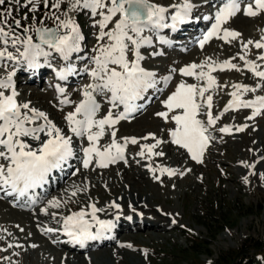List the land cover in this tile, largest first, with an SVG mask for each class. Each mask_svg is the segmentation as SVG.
Returning a JSON list of instances; mask_svg holds the SVG:
<instances>
[{"label":"snow or ice","instance_id":"6c2138e0","mask_svg":"<svg viewBox=\"0 0 264 264\" xmlns=\"http://www.w3.org/2000/svg\"><path fill=\"white\" fill-rule=\"evenodd\" d=\"M170 9L174 11L169 15ZM193 9L192 0H181L180 3L169 6L153 0H0V59L16 62L22 59L29 68L39 67L41 58L46 61L52 51L59 53L65 61L73 53H81L84 36L72 14H87L92 26L98 29L97 46L93 50L94 55L89 58L93 66L84 68L92 82L84 86L82 99L75 105L74 110L64 116L67 132L44 111L31 106V101L19 100L20 94L13 83L14 72L0 78V191L23 197L30 190L45 185L54 170L62 169L74 157V138L87 140V146L82 147V165L85 169L93 163L98 168H107L119 161L127 164L125 151L129 144L139 145L140 151L136 155L151 160L153 157L165 156L164 151L156 149L164 143H171L184 150L191 160L203 163L204 154L215 139L209 129L216 125L220 115L242 108L251 109V115L247 117L249 120L264 115V95H256L252 99L243 98L245 94L264 90V64L247 58L249 45L264 50L262 37L258 41L241 42L244 52L237 55L244 62L243 69L232 62L236 57L222 62L213 61L209 57L199 64L191 63L179 69L181 76L191 77L197 83L181 80L175 90L161 101L165 110L157 112L156 116L166 124L174 125L167 129V140L157 138L154 133L139 139H117L116 126L121 121L128 120L142 107L137 101L144 100L149 89L160 91L157 88L160 81L157 80L156 73L142 64L146 59L142 49L153 44L152 38L144 33L161 28L175 29L192 18ZM241 11L249 17L260 15L264 13V0H252L243 10L240 0H227L215 12V22L200 40V47L203 48L213 37L225 43L237 40L242 34L224 25ZM169 19L171 24L167 23ZM48 20L52 21V26H48ZM34 36L39 42H34ZM159 54L153 52L150 55ZM257 60L264 62V51L258 54ZM244 69L259 82L255 86L232 84L233 91L229 93L231 99L223 112L214 116L211 92L222 86L212 73ZM76 71L69 63L57 75L63 80ZM170 80V75L163 78L165 86ZM58 91L63 95L65 90L58 88ZM97 96L104 97L110 105L99 118L97 113L101 105L96 99ZM60 103L70 104L72 101L65 97ZM117 109L121 110L117 112ZM202 115L206 120L200 118ZM247 127L244 124L237 126L235 130L241 132ZM232 130L230 126L219 129L221 133H231ZM106 135L110 137V143L101 144ZM140 140L154 142L141 144ZM245 166L255 168L254 164L246 162ZM148 168L154 173L158 170L161 175H177V169L170 167H152L149 164ZM179 174L183 175V172ZM155 178L158 180L160 177ZM260 178L264 180V174ZM245 182H248L247 177ZM78 191L81 189L76 187L71 195L75 196ZM60 205L61 201L56 198L48 201L51 208H59ZM110 207L117 211L121 209L117 203ZM88 208L90 212L81 209L61 218L63 232L74 244L81 246L87 241L103 238L115 227L113 220L100 219L97 216L104 209L98 208L95 203L89 204ZM42 211L47 214L48 208ZM51 215L55 219L57 213L53 212ZM89 216L90 219L86 218ZM116 218L119 219V216ZM93 228L96 230L93 231ZM46 231L50 233L57 229L47 228ZM13 246L9 243L7 248L0 251H7ZM15 246L22 247L19 244ZM2 259L9 260L11 264L10 257L5 256Z\"/></svg>","mask_w":264,"mask_h":264},{"label":"rangeland","instance_id":"374dc122","mask_svg":"<svg viewBox=\"0 0 264 264\" xmlns=\"http://www.w3.org/2000/svg\"><path fill=\"white\" fill-rule=\"evenodd\" d=\"M154 2L159 4L160 2H164L165 6H169L171 3H174V0H154ZM180 2L181 0H178V3ZM72 15L75 19H80V25L85 30H89V37H91L93 34L91 31L92 22L90 17L87 14ZM240 21H242V24ZM227 27L236 29L242 34L237 40L231 42V44L238 45V49L234 51V48L227 50L229 46L224 47L221 44L223 42L220 43L218 38H212L205 43L203 48L198 46L195 48L196 50L192 51V55L195 56V52L199 50L197 57L190 58L188 57V53H174L170 56L153 59L147 56L143 63L147 67H156L160 74H162L170 68H174L176 65L181 69L188 61L193 60L196 63H200L203 59L206 60L209 57L213 61H217L229 55L236 57L241 62L242 60L237 55L238 53L242 55L244 52L241 42H247L248 40L258 41V39L264 37V13L255 17H249L241 11L228 21ZM249 49L250 52L247 58L256 55V49L252 45H249ZM146 54L148 55V53ZM154 64H159V66H154ZM249 77L251 75L244 71L217 73V82L222 86L214 89L217 102L221 104L228 99L229 93L233 91L232 84H243L245 83L244 80ZM181 80L192 83L194 79L181 76L180 72L179 74L177 73L170 87L154 105L150 106L143 114L136 116L132 122L121 123L117 126V139L123 133L135 135L139 138L143 136V133H155V135H159L157 138L167 140V129L174 125L171 123L166 124L164 120L156 116V113L165 110L161 101L175 90L176 85ZM258 82V80L253 81L252 86H255ZM225 85L227 87H223ZM31 90L32 88H30ZM262 91L264 92V90ZM258 92L260 90L256 93ZM249 96H253V93L245 94L243 98ZM21 97L31 101L32 106L35 105L36 107L37 105L45 112L49 110V113H47L52 114L51 116H54L53 118L57 122H64L66 110H59L57 103L51 97V93L45 87H36L35 93H29L28 90H25ZM247 113L246 111H235L229 114V120H236L237 123L245 121L247 119ZM254 125L258 129L253 130L252 126L249 125L244 131L238 134L226 136L219 140L215 137V140L205 152L203 163L200 164L191 162L187 158L184 150L178 149L176 145L171 143H167V145L162 144L156 149L157 151L165 152V156L163 157H153L151 160H143L144 158L138 156L143 160L142 162H138L134 158L138 162L139 167L142 168L143 165H149L147 163L149 162L156 165L160 163H165L166 165L172 163L175 166L180 165V171L183 173L186 168L190 169L186 176L180 175L178 172L174 177L167 178L168 180L161 178L153 181L150 174L145 179L147 181L146 188L153 191L156 195L152 197L153 195L151 196L145 192L144 201L150 204L153 202L159 203L158 207L155 206L157 204L153 205L155 206L154 209L158 210V212L161 209H167L176 213L179 212V214H174L180 216L178 224L183 225L186 229L185 231H180L177 228L171 232L169 231L166 235L160 236L161 234L159 232H162V229H157L158 227H152L153 230H159V232L155 233H153L154 231L149 232L147 230H138L135 232L131 230L132 232L122 237L120 243L113 244L110 250L103 249L100 252L86 254L89 256L88 259L93 256L90 260L91 263L79 257H76L79 260L71 261L74 260L72 259L74 258L72 255L76 254L75 256H81L83 253L68 250H64V254L67 257L69 255L70 260L66 257L64 262L63 258L61 262V260L59 261L60 253L56 257L52 250L46 247H40V249L32 243L33 239L37 238V235L29 221L26 223L31 225V229L33 230L30 229L27 231L30 240L27 242L12 241V236L18 228L17 223L14 222L16 226L12 233L6 234L8 232L4 230H7V228L11 229L8 224L10 225L13 221H17L18 223H23L24 221H21L19 216H17L19 218L17 220L15 215H12L8 211L0 210V222H4L7 218L9 219L8 224H0V249L7 248V245L11 243L16 248L15 251H17L18 247L15 244H19L20 242H23L25 246L30 244L31 248L34 249L27 252V254L21 251L18 258H16V255L9 256L11 251L9 248L7 251H0V264H10L9 260L2 259L5 256L10 257L11 264H40L38 263V258H44L41 250H45L47 253L43 264H218L219 258L221 257H225L226 261L231 262L232 259L234 260L237 257L236 253L238 251L244 252L248 250V252H251L253 247L261 244L264 245V180L257 178L256 171L255 174H253V171L250 173L247 172V175L245 172V163H242L243 158L248 157L245 155L247 154V147L250 143L249 151L252 149L253 156L256 154V145L258 143L259 145H264V115ZM248 136L251 138L250 143H248L250 141L248 140ZM107 137L110 140L108 135ZM256 139L259 142L255 143ZM153 142L151 140V143ZM139 151L138 148L131 150L130 153L132 156H137L136 153ZM174 151L179 157L178 160L173 156L176 155ZM133 165L132 167L122 165L128 169L125 171V174L121 172L119 166L98 168L93 163L90 165L89 170L83 168L79 176L75 177L73 181L70 180L72 184L69 186V189H75L80 177L83 175L80 179L84 185L83 189H81V195L78 197H67L68 204L71 206L77 205V209L87 210L88 205L98 198V204L103 205L109 201V198H112V196L114 198L118 195L120 191L117 188L121 184L125 185L123 187H130L136 178L142 180L143 177L135 175L136 178H134L132 176L134 172L147 170L137 168L135 166L137 164L135 163ZM261 174L264 173L260 171ZM245 177H247V183L245 182ZM94 182L98 184V187L97 189H92L94 191L90 193H92L91 196L93 198H90V193L87 194V188L85 186H92ZM90 183L92 184L90 185ZM161 184H164L165 187L160 186ZM65 196H67L66 192ZM66 200L62 201V208L67 207ZM30 220L32 221L31 217ZM148 223L152 222L150 221ZM168 225L165 227H168ZM3 234H6L9 238L6 239V235ZM30 245L26 248L27 250L30 248ZM32 245H35V247H32ZM128 245H131V247H128ZM52 247L57 249L56 246ZM150 249H155L156 251L150 254ZM101 254L106 255L100 261L97 257Z\"/></svg>","mask_w":264,"mask_h":264},{"label":"bare ground","instance_id":"6f19581e","mask_svg":"<svg viewBox=\"0 0 264 264\" xmlns=\"http://www.w3.org/2000/svg\"><path fill=\"white\" fill-rule=\"evenodd\" d=\"M240 23L242 24V21H240ZM223 46L224 47H227L228 45H223ZM148 174H149L148 171H137V172H134V174H133L132 177L136 178L135 175H138L139 177H143L142 180H139V179L136 178L135 179V182H133V184L130 187H128V186L127 187H123L125 185H122L121 184V186H119L117 188L120 192L118 193V196H115L114 197L113 201L115 203L119 204L121 206V209L123 207H125L127 209V212H128V214L130 216V219L132 220L131 221L132 223L130 224L132 226V228L134 226H137V223H142V230H147L149 232L150 231H154L153 233H155V232H159V230H153L152 227H158L157 229H159V228L162 229L161 230L162 232H159V234H161L160 236L166 235L169 231L171 232L172 230L178 228L177 224L176 223H173V221H174V218L175 217L178 218V220H180V216L179 215L176 216L174 214L176 212H174V211L171 212V211H169L167 209H161L158 212V210H155L154 207L155 206L158 207L159 206V203H154L153 202V203L150 204V203H147V202L144 201V199H145L144 198L145 192H147L151 196L153 195L152 197H154L156 195L153 191H151L150 189H147L146 188L147 181L145 179H147L146 177H147ZM79 175L80 174H78L77 176H79ZM70 184H72V182L70 180H68L64 184V189L67 190L68 188H70L69 187ZM96 186H97V184H96ZM69 190H70V193H72V189H69ZM64 194H65V191H64ZM50 198H51L50 200H52L53 198H58V197H55V195H50ZM95 204H96V206L98 208L104 209L103 212H98L99 214H101V215H107V214H110L111 213L112 207H110V205H111L110 204V201H108L107 203H104L101 206H99L97 203H95ZM154 204H157V205L153 206ZM124 205H126L129 208H127ZM0 210H6L9 213H11L12 215H15L16 217L19 216L20 217V220L21 221H24L23 223H18L17 221H13L12 220L13 223H10V225H13L14 227L16 226L15 223H17V225H18L17 231L14 232V234L12 236V241H25V242L29 241L30 240L29 239L30 236H28V232L27 231L31 229V225H29L28 223H26V222L29 221L28 220V216H27L28 212H23V211H20V210L15 209V208H12L8 204H6L4 202H1V201H0ZM33 216H36V215H33ZM40 217H44V218H39L38 223H37L38 225H42L43 222H44V219L52 220V217H50L48 214L47 215L45 214L44 216L41 215ZM18 219L19 218L17 217V220ZM123 220L124 219L122 217H119V219H118L119 222H123ZM150 221L152 223H148ZM166 225H168V227H165ZM41 228H44V227H41ZM20 229H23V231H21ZM44 232L46 233V235H47L48 238L54 239L53 236H52V234L48 233L46 230H44ZM124 232L125 231H122L120 233V235L122 233H124ZM5 238L7 239L9 237L6 235ZM16 239H19V240H16ZM3 245H5V244H3ZM58 247L64 248V245L63 244H60ZM9 249H14L15 250L16 248L13 246L12 248H9ZM93 252H98V251L94 250ZM105 255L104 254L103 255L101 254L97 258L101 261L102 260V257H105Z\"/></svg>","mask_w":264,"mask_h":264},{"label":"trees","instance_id":"16d2710c","mask_svg":"<svg viewBox=\"0 0 264 264\" xmlns=\"http://www.w3.org/2000/svg\"><path fill=\"white\" fill-rule=\"evenodd\" d=\"M264 250V245L263 244H261V245H259V246H257V247H255V251H263ZM236 255H238V253H236ZM239 259H240V257H239ZM239 259H236L237 261H236V263L235 264H242V260H240L239 261ZM242 259V258H241ZM232 261H233V259H232ZM231 261V262H232ZM221 262V264H231V262H229V261H220ZM244 264V263H243Z\"/></svg>","mask_w":264,"mask_h":264}]
</instances>
